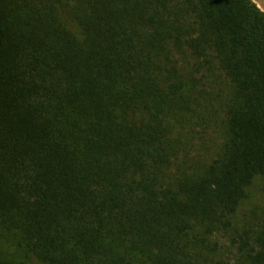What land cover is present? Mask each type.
Masks as SVG:
<instances>
[{"label": "trees", "instance_id": "trees-1", "mask_svg": "<svg viewBox=\"0 0 264 264\" xmlns=\"http://www.w3.org/2000/svg\"><path fill=\"white\" fill-rule=\"evenodd\" d=\"M259 177L255 0H0V264H264Z\"/></svg>", "mask_w": 264, "mask_h": 264}, {"label": "rangeland", "instance_id": "rangeland-1", "mask_svg": "<svg viewBox=\"0 0 264 264\" xmlns=\"http://www.w3.org/2000/svg\"><path fill=\"white\" fill-rule=\"evenodd\" d=\"M262 2L264 5V0ZM215 131L216 133L209 131L205 135L196 134L194 141L197 145L195 150L191 151L190 156L202 160L205 156L215 154L222 143V131L219 127ZM235 224L240 228L253 227L256 231L264 224V177L256 180L249 190L248 197L240 204L235 215Z\"/></svg>", "mask_w": 264, "mask_h": 264}, {"label": "crops", "instance_id": "crops-1", "mask_svg": "<svg viewBox=\"0 0 264 264\" xmlns=\"http://www.w3.org/2000/svg\"><path fill=\"white\" fill-rule=\"evenodd\" d=\"M255 1L257 2V4H258L262 9H264V5H262V4H263L262 0H259L260 2H258L257 0H255Z\"/></svg>", "mask_w": 264, "mask_h": 264}]
</instances>
